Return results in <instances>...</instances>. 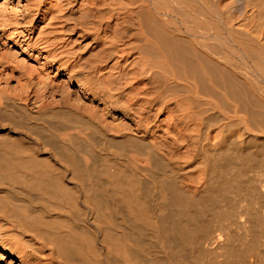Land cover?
<instances>
[{
  "label": "bare ground",
  "instance_id": "1",
  "mask_svg": "<svg viewBox=\"0 0 264 264\" xmlns=\"http://www.w3.org/2000/svg\"><path fill=\"white\" fill-rule=\"evenodd\" d=\"M0 264H264V0H0Z\"/></svg>",
  "mask_w": 264,
  "mask_h": 264
}]
</instances>
